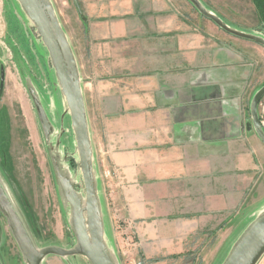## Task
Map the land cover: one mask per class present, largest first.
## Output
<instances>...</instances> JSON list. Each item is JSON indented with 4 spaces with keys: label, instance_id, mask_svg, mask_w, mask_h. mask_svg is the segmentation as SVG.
Instances as JSON below:
<instances>
[{
    "label": "crops",
    "instance_id": "crops-1",
    "mask_svg": "<svg viewBox=\"0 0 264 264\" xmlns=\"http://www.w3.org/2000/svg\"><path fill=\"white\" fill-rule=\"evenodd\" d=\"M76 5L90 21L98 57L106 51L101 46L123 52L120 63L99 69L91 82L100 110L95 128L87 111L95 158L101 151L103 162L121 170L114 203L132 222L138 257L168 264L184 238L226 232L222 226L254 181L256 149L264 153L246 120L255 61L224 42L211 20L204 29L191 22L173 0Z\"/></svg>",
    "mask_w": 264,
    "mask_h": 264
},
{
    "label": "rangeland",
    "instance_id": "rangeland-1",
    "mask_svg": "<svg viewBox=\"0 0 264 264\" xmlns=\"http://www.w3.org/2000/svg\"><path fill=\"white\" fill-rule=\"evenodd\" d=\"M173 1L176 2L178 9L198 27L204 29L205 24L211 22L188 0ZM202 1L228 24L244 31L264 35V19L254 0ZM1 2L4 18L8 24V34L5 37V32L0 33V37L4 36L6 40L0 60V171L23 211L38 246L58 245L70 248L75 244V236L69 224L70 209L63 205L59 195L50 158L49 142L45 140L36 108L28 91V82L31 81L35 85L53 121L55 132L52 143L55 144L59 138V151L62 156H68L64 164L76 176L78 190L83 191L82 176L77 171L78 157L70 114L66 111L65 99L41 40L33 36L30 24L15 0ZM53 2L76 53L87 111L89 110L91 114L90 121L95 128V115L100 110H97L94 102L91 82L99 69H108L114 67L116 62L120 63L118 59L123 58V52L116 50L113 45L101 46L106 51L102 53L101 58L98 57L99 45L93 41L90 21L84 18L75 0H53ZM9 17L13 19L8 20ZM214 26H216L214 30L219 32L224 42L245 51L255 61L252 70L256 72L255 82L250 91L251 94L255 93L264 85V48L258 47L252 41L233 36L216 24ZM8 39L16 49L15 52L7 43ZM254 47L260 51L254 50ZM246 116L251 127L250 109L247 110ZM100 152L96 155V167L107 237L116 247L123 264H147L146 259L138 257L139 244L132 222L120 215L121 211L114 203V193L122 179L121 170L106 161L103 162ZM256 152L255 158L258 163L252 172L254 181L249 186L250 190L245 200L234 213L230 214L229 222L222 226L228 225L227 231L222 234L217 228L204 231L198 236L184 238L182 252L175 254L172 262L168 264H221L243 229L264 210V153L257 149ZM246 177V183L250 182V176ZM155 259L157 261L159 258ZM0 264H26L7 220L1 212ZM44 264H89V262L83 256L66 259L49 256ZM259 264H264V257Z\"/></svg>",
    "mask_w": 264,
    "mask_h": 264
},
{
    "label": "water",
    "instance_id": "water-1",
    "mask_svg": "<svg viewBox=\"0 0 264 264\" xmlns=\"http://www.w3.org/2000/svg\"><path fill=\"white\" fill-rule=\"evenodd\" d=\"M30 24V30L45 47L57 83L70 114L75 137L77 171L83 180L78 190L76 176L65 166L67 155L59 151V138L52 143L55 127L35 87L29 81L28 91L38 119L49 142L50 158L63 205L70 209L69 224L75 236L70 248L58 245L39 247L28 221L0 171V212L7 220L26 264H44L49 256L62 258L83 256L89 264H121L116 247L106 233V220L100 196L98 171L92 142L89 117L82 85L80 66L69 36L64 29L53 0H15ZM77 2V0H75ZM197 11L229 34L264 47V35L241 30L228 24L202 0H188ZM264 85L253 95L250 114L253 129L264 143L258 105ZM58 148V149H57ZM264 257V210L241 232L221 264H259Z\"/></svg>",
    "mask_w": 264,
    "mask_h": 264
},
{
    "label": "built area",
    "instance_id": "built-area-1",
    "mask_svg": "<svg viewBox=\"0 0 264 264\" xmlns=\"http://www.w3.org/2000/svg\"><path fill=\"white\" fill-rule=\"evenodd\" d=\"M258 113H259V121L260 125L264 131V95L261 98L259 105H258Z\"/></svg>",
    "mask_w": 264,
    "mask_h": 264
},
{
    "label": "trees",
    "instance_id": "trees-1",
    "mask_svg": "<svg viewBox=\"0 0 264 264\" xmlns=\"http://www.w3.org/2000/svg\"><path fill=\"white\" fill-rule=\"evenodd\" d=\"M254 2L257 5V7L259 8L260 13L262 14V18L264 19V1L263 0H254ZM11 19H13V18L9 17L8 20H11ZM7 43L14 49V52H15L16 49L13 47V45L11 44L9 39L7 40ZM20 66H21V64H20ZM76 165H77V163H76Z\"/></svg>",
    "mask_w": 264,
    "mask_h": 264
}]
</instances>
